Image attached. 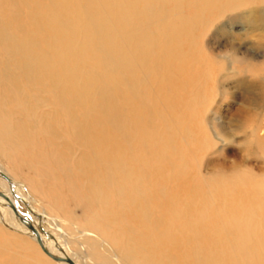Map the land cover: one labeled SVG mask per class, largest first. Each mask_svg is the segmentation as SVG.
<instances>
[{
	"label": "bare ground",
	"instance_id": "1",
	"mask_svg": "<svg viewBox=\"0 0 264 264\" xmlns=\"http://www.w3.org/2000/svg\"><path fill=\"white\" fill-rule=\"evenodd\" d=\"M259 3L0 0V264H264V179L192 174L221 99L198 32Z\"/></svg>",
	"mask_w": 264,
	"mask_h": 264
},
{
	"label": "rangeland",
	"instance_id": "2",
	"mask_svg": "<svg viewBox=\"0 0 264 264\" xmlns=\"http://www.w3.org/2000/svg\"><path fill=\"white\" fill-rule=\"evenodd\" d=\"M197 41L198 52L211 73L208 80H212L210 84L221 99L203 118L201 139L206 144L199 154L200 162L193 164L192 174L196 172L197 184L202 188L214 187L220 179L235 188H245L247 183L264 179V156L257 150V137L252 135L260 121L247 119L252 109L248 97L264 86V3L205 25ZM71 203L73 214L83 217L84 209L75 206L73 200ZM85 226L90 228L89 224ZM37 248L44 250L39 243Z\"/></svg>",
	"mask_w": 264,
	"mask_h": 264
},
{
	"label": "water",
	"instance_id": "3",
	"mask_svg": "<svg viewBox=\"0 0 264 264\" xmlns=\"http://www.w3.org/2000/svg\"><path fill=\"white\" fill-rule=\"evenodd\" d=\"M68 262L71 263V264H74V262L70 259H68Z\"/></svg>",
	"mask_w": 264,
	"mask_h": 264
}]
</instances>
